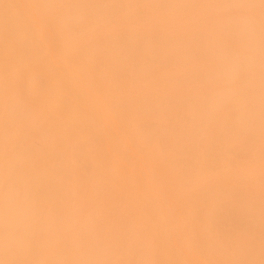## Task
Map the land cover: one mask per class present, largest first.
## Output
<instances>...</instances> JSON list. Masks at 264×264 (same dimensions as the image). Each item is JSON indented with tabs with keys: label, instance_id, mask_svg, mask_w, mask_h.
<instances>
[{
	"label": "bare ground",
	"instance_id": "obj_1",
	"mask_svg": "<svg viewBox=\"0 0 264 264\" xmlns=\"http://www.w3.org/2000/svg\"><path fill=\"white\" fill-rule=\"evenodd\" d=\"M32 1L134 152L88 109L24 96L46 57L0 0V264H264V0ZM113 158L145 163L150 190Z\"/></svg>",
	"mask_w": 264,
	"mask_h": 264
},
{
	"label": "rangeland",
	"instance_id": "obj_2",
	"mask_svg": "<svg viewBox=\"0 0 264 264\" xmlns=\"http://www.w3.org/2000/svg\"><path fill=\"white\" fill-rule=\"evenodd\" d=\"M21 11L30 20L33 27L39 31V40L46 57V67L35 70L24 76L20 82V87L24 96L37 101L57 104L63 107L76 105L79 109H88L93 120L100 128L103 138L106 142V148L114 151V143H122L123 151L128 154L134 152L124 124L112 110L101 109V105L96 96V89L93 81L90 79L87 70L79 64L72 61L66 50H62L57 45V38L62 34L60 31H52L49 22L32 0H17ZM168 14H161L155 20L160 23L159 27L174 29L178 23L173 22ZM0 56V62H1ZM166 72V71H165ZM163 72V74H165ZM162 87V86H161ZM141 97L145 94V88L139 90ZM74 100H77L74 102ZM74 102V103H73ZM116 150V148H115ZM110 153V152H109ZM111 168L115 175L124 180V176L129 174L132 168L135 173L132 177V191L142 194L150 190L151 185L145 184L150 178V172L145 163L137 162L131 164L124 159L113 158ZM226 173H213L205 180L196 179L195 186L209 185L214 179L225 176ZM188 183L181 184V189L188 187ZM174 245L178 249L179 255L184 261L191 263L190 250L185 246L183 239L176 237Z\"/></svg>",
	"mask_w": 264,
	"mask_h": 264
}]
</instances>
